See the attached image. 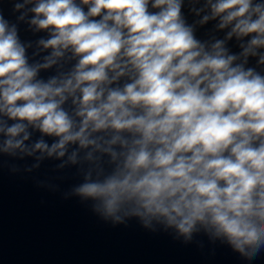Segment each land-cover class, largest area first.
Instances as JSON below:
<instances>
[{
  "label": "clouds",
  "instance_id": "obj_1",
  "mask_svg": "<svg viewBox=\"0 0 264 264\" xmlns=\"http://www.w3.org/2000/svg\"><path fill=\"white\" fill-rule=\"evenodd\" d=\"M185 4L201 18L189 24ZM12 12L0 8V152L107 154L112 171L74 189L104 221H155L185 242L199 225L247 260L264 251V0H12ZM209 21L224 39L196 37ZM20 22L48 33L42 62Z\"/></svg>",
  "mask_w": 264,
  "mask_h": 264
}]
</instances>
